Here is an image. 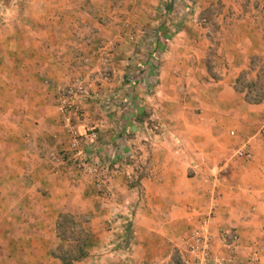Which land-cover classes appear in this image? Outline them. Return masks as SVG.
<instances>
[{"label":"crops","instance_id":"crops-1","mask_svg":"<svg viewBox=\"0 0 264 264\" xmlns=\"http://www.w3.org/2000/svg\"><path fill=\"white\" fill-rule=\"evenodd\" d=\"M1 1L5 219L13 220L19 183L37 191L44 231L67 211L91 231L88 255L72 264H182L185 238L209 215L215 193L210 264H264V0H193L195 13L212 16V28L186 22L170 38L155 24L165 0ZM187 1L174 0L172 15H187ZM130 28L151 35L131 42ZM149 40L151 50L139 53ZM248 70L249 88H240ZM131 75L133 87L126 84ZM78 78L99 95L76 114L63 109L60 89ZM146 78L156 79L148 97L140 84ZM113 118L134 135L113 131ZM70 126L97 128L98 140L74 146ZM244 145L249 160L236 156ZM130 151L134 159L110 183L119 202L96 198L85 156L121 164L120 154ZM113 209L117 225L101 231ZM224 229L237 240L223 238ZM26 233L19 235L28 239ZM38 239L43 258L33 264H63L48 240ZM5 250L18 258L13 247ZM20 250L16 264H31L30 249Z\"/></svg>","mask_w":264,"mask_h":264},{"label":"rangeland","instance_id":"rangeland-1","mask_svg":"<svg viewBox=\"0 0 264 264\" xmlns=\"http://www.w3.org/2000/svg\"><path fill=\"white\" fill-rule=\"evenodd\" d=\"M12 1L15 2L14 4H16V2H17V0H12ZM1 2H4V0H2ZM195 3L196 2H194L193 0H188L186 4L188 5L187 6V8H188L187 9V12H189V13L187 15H185V16H184V14L183 15L182 14H179L178 16H176L174 14L170 18L172 22H174V21H176L178 23L180 22L178 25H175L176 22H174L175 24L172 23L173 24L172 26H177V27L176 28L173 27V29L170 28L171 30H173L174 32L177 33L179 28H182V27L185 26V23L186 22H189V23H192V24H195V25H202L204 27H207L208 29L212 28V25H213V18H212V16L209 13H204V14H201V15L195 13L193 11L194 10V7H195ZM161 6H162V12H160L157 15H155L157 17V19H159L158 22H155L156 25H160L163 21H165L164 19H165V11L166 10H165L163 4L160 5V7ZM194 17L199 18V19L202 18V17H206L207 20H208V24H205L204 22L195 23L193 21V18ZM171 21H170V23H171ZM139 34H141V35H139ZM150 35H151V32H149V31H146L145 32V30L142 31V32H139L138 30H136L134 28H132V29L130 28V29H127L126 30V36H127L128 40L131 41V42H135V43L137 42L136 39L139 36H142L143 38L146 37L145 39L147 41V39H148V37ZM143 43H145V40H144ZM148 43L151 44L150 40L145 45H149ZM150 50H151V47L149 45V46H144V47L140 48L138 50V52L141 53V54H143V55H145ZM129 65H132V64L129 63ZM152 65H153L154 72L155 71L157 72V69L159 68V66L157 65V62H153ZM259 69H260V71L262 70V68L260 66H259ZM106 71L109 73L108 70H106ZM247 75L248 76H246L245 78H243L241 80L240 85H239L240 88H244L245 86H247V88H249V70L247 72ZM262 75H263L262 80L264 81V72L262 73ZM109 78L111 79L112 77L109 75ZM134 80H135V76L134 75H131V77L127 80V83L126 84L133 87ZM140 84H141L142 91H143L142 93L145 94L147 97L148 96H151L155 92V90H156L155 89V87H156V79L155 78L152 79V80L146 78L145 81L142 80L140 82ZM89 89H90V87H89ZM90 91H91V89H90ZM248 92H249V90H248ZM91 93H93L94 97L93 98H90V99H95L99 95V94H97V95L95 94L97 92H92L91 91ZM248 97H249V95H248ZM113 98H114V96H113ZM252 98H254V97H252ZM90 99H87L86 102H88ZM144 99H145V97H144ZM83 103H85V102H83ZM76 114H78V113H76ZM18 116L19 115L15 116V120L18 118ZM141 117L142 118H147V112L146 113H145V111L142 112L141 113ZM113 119H115V120H113L114 121L113 124L115 125V128L114 127L112 128L113 131L115 130V132H117V131H119V132H125L126 134H128V132H129L130 134H128V135H132V136L134 135L132 133L131 129L128 126L124 127L122 124H118V119L117 118H113ZM230 134L231 135H234L235 132L232 133V131H231ZM179 146L177 148L175 147V153H177L176 150L178 148H180ZM180 151H181V148H180ZM132 152H135V151H130V153H128V155H126L124 153H121L120 154L123 157V159L121 160L122 163L120 164V166L122 167V170L124 169V167H126V165L131 160L134 159L133 156H132ZM99 159L102 160V161H106V162L109 161V160L107 161L108 158H99ZM91 165L92 164L90 163V166ZM109 167L112 168L113 167V163L110 164ZM94 186L95 187H94V190H93V192H94L93 194L96 196V198L102 199L106 203H116V202H119L118 201L119 200V196L115 193L114 190H113L114 191V194H115V198L114 199H112V200H106L105 198H103V196L101 195V192L99 191V189L96 186V176H95V179H94ZM14 187H15L14 188L15 189L14 190V198H15V201H14V206H13V220L12 221H7L5 219L4 211L6 210V206H3L2 204H0V219H1L0 220V234H1V236H0V258H1L0 264H16V261L19 262L20 261V258H22L21 250L19 252V249L21 247H26V248H29L30 249L29 253H30V261H31V264H33L34 261H37L38 259L43 258L42 254H41V253H43L42 252V249H41L42 245H40V240L38 238H45V239L48 240L49 247H50V250L49 251H52L53 249H55L57 247V245H59V247H60L61 244H63L62 245L63 246L62 247L63 249L72 248L73 245L75 244V242H74V238L72 236H69V235H71L69 232L66 233V235L68 237H65L64 239H61V238H58V232L56 231V225H55V227H52V228H50L47 231H44L38 225L37 218L40 217L43 214V207L37 208V207H39L38 205L41 203L37 199V196H36L37 191H30V192L28 191L27 192L24 189H22V185L19 184V183H18V186H15L14 185ZM1 188H2V190H0V196L5 191V190H3V186ZM5 193H6V191H5ZM24 195H26V197H24ZM21 198L23 199V201H21ZM16 201H19L25 207L22 206V205L20 206L19 204L16 203ZM30 207H36V208H34V212H32V214H27V216H26L25 213H28V210H29ZM35 209H36V212H35ZM119 213L120 212H114V209H113V212L110 213V218H105V219L103 218L104 224L99 225V229H101V231L102 230H106L108 228L111 229V227H110V224H112L111 222H113V224H112L113 226H116L117 224H115V220H116V218H117V216H118ZM22 219H24L25 221H23ZM109 219L111 221H109ZM9 229H12V232ZM26 231H27L26 234L27 235L29 234V238L28 239L27 238L22 239L19 234L25 233ZM7 233L10 234V235H12V236L10 237ZM66 239H69V240H66ZM93 244H94L93 241H91L89 239V243L87 245V248L90 249V247L93 246ZM6 247H13V249L15 251V253L13 255L14 256H17L18 258H14L12 260L10 258V256H9L10 254L6 253V250H5Z\"/></svg>","mask_w":264,"mask_h":264},{"label":"built area","instance_id":"built-area-1","mask_svg":"<svg viewBox=\"0 0 264 264\" xmlns=\"http://www.w3.org/2000/svg\"><path fill=\"white\" fill-rule=\"evenodd\" d=\"M193 21L195 23L204 22L205 24H208L206 17L200 19L194 17ZM100 76L104 79L109 78L107 72H101ZM95 94L97 95L98 93ZM93 97V93H91L88 84L83 78L73 80L68 85L61 88L63 109L71 110L78 114L82 110L81 104L86 102L87 99ZM70 130L73 136L74 146H76L80 140L91 143L97 139L98 134L95 128H84V131H80L76 127L70 126ZM232 133L234 132L232 131ZM179 151L180 148L176 150L177 153ZM236 156L249 160L253 157V153L246 145H244L236 151ZM110 164V161L106 162L98 158L96 163L92 167L90 166V171L96 176V186L106 200H112L115 198L114 191L110 185L111 179L115 175L121 174L123 171L120 164L115 163L112 168L109 167ZM216 198L217 195L212 193L213 201L211 212L200 221L198 226L188 232L185 238L186 254L182 260V264H210L213 236L209 231L208 223L214 215ZM221 236L230 241H236L238 238L237 233L231 229H224Z\"/></svg>","mask_w":264,"mask_h":264},{"label":"trees","instance_id":"trees-1","mask_svg":"<svg viewBox=\"0 0 264 264\" xmlns=\"http://www.w3.org/2000/svg\"><path fill=\"white\" fill-rule=\"evenodd\" d=\"M164 8L166 10L164 19L165 21H163L159 26H161V28L164 27L162 31L163 34H165L166 38H170L174 31L172 30V33H169L170 28H167L168 25L166 24H169V22L171 21L170 18L173 16L172 12L174 11V0H165ZM174 22L171 21V24H175ZM179 23L176 22L175 25H178ZM78 161V159L73 160V162L77 165ZM85 161L91 163L92 165L96 163L95 159L93 160V158L87 155L85 156ZM56 231L58 232V238L61 239L68 237L66 233L69 232L71 234L69 236H72L75 242L72 248L63 249V244H61L60 247L59 245H57V247L51 251V254L54 257L59 258L63 264H72L73 262L81 260L88 255L89 251L87 249V245L89 243V237L92 233L89 229L82 226L80 216H77L75 213L68 211L62 212L56 224Z\"/></svg>","mask_w":264,"mask_h":264}]
</instances>
